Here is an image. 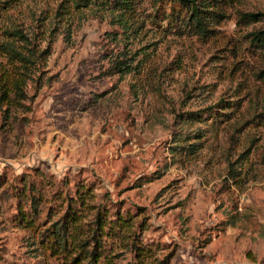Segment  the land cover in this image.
<instances>
[{
    "label": "rangeland",
    "instance_id": "obj_1",
    "mask_svg": "<svg viewBox=\"0 0 264 264\" xmlns=\"http://www.w3.org/2000/svg\"><path fill=\"white\" fill-rule=\"evenodd\" d=\"M198 2L204 31L179 0H0V68L38 56L0 103V264H65L47 230L82 185L150 260L264 264V0Z\"/></svg>",
    "mask_w": 264,
    "mask_h": 264
},
{
    "label": "trees",
    "instance_id": "obj_2",
    "mask_svg": "<svg viewBox=\"0 0 264 264\" xmlns=\"http://www.w3.org/2000/svg\"><path fill=\"white\" fill-rule=\"evenodd\" d=\"M14 0H7L8 3ZM91 1V0H90ZM190 7L191 16L194 19L196 27L204 31L205 26L201 17L200 5L198 0H179ZM131 0H106V6L117 7L122 12L126 8L131 7ZM262 12H246L245 16L251 19H257ZM254 39L258 42L264 40V30H257L253 33ZM5 48L13 56H19L18 61L10 67L0 68V103H10L11 100H16L23 104L28 98V92L25 85L28 79L36 78L33 74L32 63L37 62L38 56L34 49L29 52L19 50L14 42L6 43ZM124 64V63H122ZM120 66V65H119ZM114 70L118 68L117 60L113 61ZM119 68H123L120 66ZM122 70V69H121ZM9 105V104H8ZM27 209L22 212L23 216H19L27 225L35 224L33 212L36 209L33 204L31 190L28 189ZM91 188L88 186H79L75 189V195L68 194L66 205L59 220L54 224L52 229H48V243L46 246L50 250H62L70 257L65 264H81L82 259L86 258L88 264H116L114 262L115 246L122 245L129 237V244L132 251V262L130 264H166V258L152 257L151 245L143 244L136 237H133L131 232L132 224L128 223L126 218H123L118 213L109 215L105 207L100 204H95L88 199L91 196ZM87 208L92 212L89 219H83V209ZM69 240V242H68ZM110 240L111 243H107Z\"/></svg>",
    "mask_w": 264,
    "mask_h": 264
}]
</instances>
